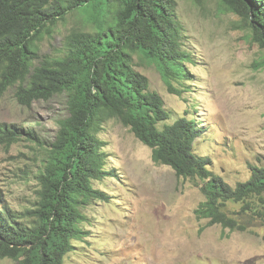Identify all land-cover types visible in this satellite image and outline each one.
<instances>
[{"label":"trees","instance_id":"obj_1","mask_svg":"<svg viewBox=\"0 0 264 264\" xmlns=\"http://www.w3.org/2000/svg\"><path fill=\"white\" fill-rule=\"evenodd\" d=\"M218 2L240 18L264 50V0ZM75 12L83 26L69 31L58 55H42L43 41L54 38L58 25ZM184 33L175 0H0V101L12 90L24 107L65 95L68 110L46 150L34 207L17 212L0 203V259L65 264L75 243L88 234L86 208L109 200L94 182L112 176L98 136L112 119L151 149L156 164L171 167L180 178L204 182L206 201L195 211L198 220L248 230L228 213L230 202L264 218L252 201L264 203V167H253L251 178L235 188L214 175L210 160L195 152L202 135L195 113L171 123L164 99L136 69L140 55L157 67L170 94L182 96L190 60ZM22 133L0 125V143L10 146L24 138Z\"/></svg>","mask_w":264,"mask_h":264},{"label":"rangeland","instance_id":"obj_2","mask_svg":"<svg viewBox=\"0 0 264 264\" xmlns=\"http://www.w3.org/2000/svg\"><path fill=\"white\" fill-rule=\"evenodd\" d=\"M175 1L185 27L183 49L190 55L187 89L182 96L170 94L157 67L140 55L135 56L136 69L164 99L171 123L195 113L202 129L196 154L209 159L212 173L235 188L251 178L253 167H264V50L218 0ZM82 26L81 14L71 13L55 37L43 41L41 54L58 55L64 37ZM14 93L0 101V125L24 129V138L10 146L0 143V203L23 212L37 201L46 150L68 110L65 95L24 107ZM98 136L112 176L94 186L109 200L86 208L89 220L83 228L88 234L75 243L65 264H264L260 214L230 202L228 213L248 230L210 226L195 214L206 201L203 181L180 178L171 167L156 164L151 149L116 119ZM252 201L264 211L262 200ZM0 264L18 263L0 259Z\"/></svg>","mask_w":264,"mask_h":264},{"label":"bare ground","instance_id":"obj_3","mask_svg":"<svg viewBox=\"0 0 264 264\" xmlns=\"http://www.w3.org/2000/svg\"><path fill=\"white\" fill-rule=\"evenodd\" d=\"M2 124V123H1ZM214 200V199H213ZM222 205V204H221ZM1 208V207H0ZM2 209V208H1ZM3 210V209H2ZM4 213V212H3ZM202 213V212H201ZM12 214V213H11Z\"/></svg>","mask_w":264,"mask_h":264}]
</instances>
